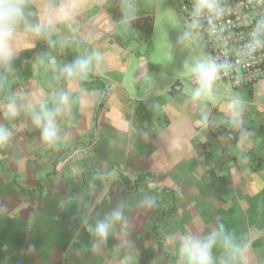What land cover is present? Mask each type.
Wrapping results in <instances>:
<instances>
[{
	"label": "crops",
	"instance_id": "1",
	"mask_svg": "<svg viewBox=\"0 0 264 264\" xmlns=\"http://www.w3.org/2000/svg\"><path fill=\"white\" fill-rule=\"evenodd\" d=\"M139 2L0 0V17L5 4L21 7L12 59L0 61V128L11 133L0 146V264H181L180 238L214 231L213 264H264V78L193 95L198 51L174 69L172 12L157 45L160 9ZM46 6L73 19L38 35ZM81 58L86 76H68ZM236 99L239 126L227 109ZM9 102L15 118L5 116ZM42 108L59 109L54 146L33 122ZM89 168L107 175L74 193L69 177ZM121 174L139 180L134 192ZM146 196L151 208L141 206ZM117 208L124 220L101 240L95 226Z\"/></svg>",
	"mask_w": 264,
	"mask_h": 264
},
{
	"label": "clouds",
	"instance_id": "2",
	"mask_svg": "<svg viewBox=\"0 0 264 264\" xmlns=\"http://www.w3.org/2000/svg\"><path fill=\"white\" fill-rule=\"evenodd\" d=\"M223 8L220 6L218 0H195L193 5V16L200 17L203 14H207L209 21L213 17H219L223 14ZM21 7L18 4H5L2 17H0V61L8 63L13 56V50L9 46V38L13 34V28L15 24V18L20 16ZM132 6L127 5L125 9V22H129L133 19ZM73 17L61 9H52L51 6H46L43 14L40 17V24L36 26V33L47 34V32L54 28L56 23L70 22ZM198 21L194 20L193 26H197ZM261 33H264V20H261L257 24V28L253 32V40L248 45V54L254 52L257 48L264 46V41L259 39ZM89 59L81 58L74 64L69 65L63 69L68 76L79 74L81 78L86 76L89 68ZM229 65L227 62L218 64L211 58H203L197 60L190 68L191 73L195 77V84L197 87L194 89L193 95L201 96L209 91L214 82L219 78L221 71L227 72ZM65 100L66 97H61ZM241 101L236 99L229 102L227 109L231 116L232 121L239 126L240 124V105ZM59 109L50 111L46 108H42L39 113L33 114V122L41 131L42 141L49 145L54 146L60 140V129L56 123V112ZM18 115V108L14 102H9L6 106L5 116L8 118H15ZM11 133L5 129L0 128V146L7 144L10 140ZM154 201L146 196L141 202V206L144 208H151L154 206ZM124 215L121 208L115 209L110 216L103 222H97L95 226V233L101 238V240H107L110 230L115 222H123ZM219 233H223V225L218 230ZM218 242V232H212L205 239H199L191 234L180 238V259L181 264H213L212 249ZM226 252L230 254L232 259H235L239 254L241 260H243V250L231 244V240L228 236H224L221 241Z\"/></svg>",
	"mask_w": 264,
	"mask_h": 264
},
{
	"label": "built area",
	"instance_id": "3",
	"mask_svg": "<svg viewBox=\"0 0 264 264\" xmlns=\"http://www.w3.org/2000/svg\"><path fill=\"white\" fill-rule=\"evenodd\" d=\"M175 1L183 27L190 39L200 42L206 58L229 65L227 72L222 70L212 86L226 83L234 88H244L254 86L264 78V46L248 54L253 32L258 22L264 20V0H218L224 11L211 22L207 14L198 18L193 16L195 0ZM194 20L198 21L197 26H193ZM259 39L264 41V33ZM190 81L195 84L194 75Z\"/></svg>",
	"mask_w": 264,
	"mask_h": 264
},
{
	"label": "rangeland",
	"instance_id": "4",
	"mask_svg": "<svg viewBox=\"0 0 264 264\" xmlns=\"http://www.w3.org/2000/svg\"><path fill=\"white\" fill-rule=\"evenodd\" d=\"M140 1L137 6L144 7L145 9L155 10L156 7L160 9L159 15L155 19V26L157 25V34L155 41L162 45V39L167 37L164 32V26L169 22V15L166 11L170 9L172 12V66L177 69L175 65L189 59L190 49H195L199 53V59L206 58L205 52L201 48L199 41L190 39L189 34L185 27L181 24L179 14L177 12V2L175 0H138ZM146 1V2H145ZM187 43V45H186ZM158 48V46H157ZM161 48V47H160ZM180 69H178L179 71ZM193 75V74H192ZM190 75V76H192ZM189 76V77H190ZM190 81V78H189ZM226 84V83H224Z\"/></svg>",
	"mask_w": 264,
	"mask_h": 264
},
{
	"label": "trees",
	"instance_id": "5",
	"mask_svg": "<svg viewBox=\"0 0 264 264\" xmlns=\"http://www.w3.org/2000/svg\"><path fill=\"white\" fill-rule=\"evenodd\" d=\"M110 171V170H108ZM96 175H107V172H102L96 168H89L85 170L80 176L69 177V182L72 184V191L74 193L83 192L85 189L88 188L90 182ZM120 178L124 184V187L134 192L137 188L139 180L132 182L128 177L124 176L123 174L120 175Z\"/></svg>",
	"mask_w": 264,
	"mask_h": 264
}]
</instances>
